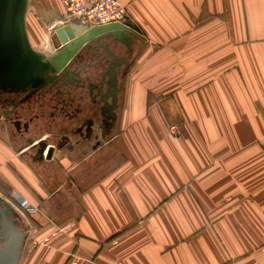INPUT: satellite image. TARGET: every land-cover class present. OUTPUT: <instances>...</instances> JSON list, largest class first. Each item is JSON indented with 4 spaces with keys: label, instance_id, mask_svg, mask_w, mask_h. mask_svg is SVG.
I'll use <instances>...</instances> for the list:
<instances>
[{
    "label": "crops",
    "instance_id": "crops-1",
    "mask_svg": "<svg viewBox=\"0 0 264 264\" xmlns=\"http://www.w3.org/2000/svg\"><path fill=\"white\" fill-rule=\"evenodd\" d=\"M120 2L138 37L111 139L82 158L89 144L70 140L37 164L0 124L20 264H264V0ZM62 12L29 1L35 51L33 21L55 29Z\"/></svg>",
    "mask_w": 264,
    "mask_h": 264
},
{
    "label": "flooded vegetation",
    "instance_id": "flooded-vegetation-1",
    "mask_svg": "<svg viewBox=\"0 0 264 264\" xmlns=\"http://www.w3.org/2000/svg\"><path fill=\"white\" fill-rule=\"evenodd\" d=\"M90 37H79L80 42L72 51L70 47L76 44L62 45L54 32V50L49 59L60 61L62 66L61 70L53 66V71L44 76L45 87L36 93L32 88L19 92L0 89V124L15 145L22 148L27 140L34 141L21 155L37 164L45 162L34 148L39 142L45 141L47 150L53 148L47 154H52L51 162L57 149L70 140L76 145L88 143L89 153L99 142L112 137L121 105V91L116 102L111 85L118 64L112 54H124V49L115 43L102 46L93 43V51L82 56L85 51L81 55L79 51L89 43ZM128 67L122 68L119 82ZM74 152L81 157L85 153L79 148Z\"/></svg>",
    "mask_w": 264,
    "mask_h": 264
},
{
    "label": "water",
    "instance_id": "water-1",
    "mask_svg": "<svg viewBox=\"0 0 264 264\" xmlns=\"http://www.w3.org/2000/svg\"><path fill=\"white\" fill-rule=\"evenodd\" d=\"M30 0H0V89L11 92L26 91L29 88L35 93L47 84L44 76L53 71V66L60 69V61L49 60L45 55L35 51L27 36L26 16ZM56 37L62 45H70L84 34L91 36L89 43L81 47L79 54H89L93 51L91 44L102 46L115 43L124 49V54H112L118 63L115 70L114 81L111 84L118 101L120 82L119 75L123 67L129 65L134 54V40L138 32L131 26L114 24L111 27L98 25L92 30L83 33L79 28L71 25L58 26L55 30ZM85 35V36H86ZM106 40L108 43H103ZM97 54L100 55L99 51ZM81 57V56H79ZM61 70V69H60ZM34 141H26L18 151L21 153ZM43 141L35 145L37 155L41 156L46 164L50 163L53 148H48ZM47 151V152H46ZM33 159V158H32ZM49 167V166H47ZM4 204L0 200V206ZM9 207H0V264H20L27 236L13 218Z\"/></svg>",
    "mask_w": 264,
    "mask_h": 264
},
{
    "label": "built area",
    "instance_id": "built-area-1",
    "mask_svg": "<svg viewBox=\"0 0 264 264\" xmlns=\"http://www.w3.org/2000/svg\"><path fill=\"white\" fill-rule=\"evenodd\" d=\"M60 4L63 11L59 22L61 26L71 25L86 33L98 25H126L127 11L120 0H60ZM11 197L24 214L30 215L38 211L29 200L16 194ZM261 250L264 255V239Z\"/></svg>",
    "mask_w": 264,
    "mask_h": 264
},
{
    "label": "rangeland",
    "instance_id": "rangeland-1",
    "mask_svg": "<svg viewBox=\"0 0 264 264\" xmlns=\"http://www.w3.org/2000/svg\"><path fill=\"white\" fill-rule=\"evenodd\" d=\"M40 12V11H39ZM46 14H44V12L42 11V16H43V18H45L46 16H45ZM59 15V14H58ZM42 18V17H41ZM62 19V18H61ZM60 19V20H61ZM46 20H48V22H44V24L41 22V20L39 19V18H36L33 22H37L36 24H38V25H40V27H42V31H43V35L45 36V39H43V42H41L40 44H35L34 46H35V49L37 50V52L38 53H41L42 55H45L46 57H50L51 55H52V52H53V45H52V39H51V37H52V32L53 31H55L56 30V28L58 27V26H61V24L59 23L60 22V20H58V24L56 25V28L54 29L51 25H53L52 24V22L50 21V19H46ZM42 31H41V34H42ZM78 42H79V40H77V41H74V43L77 45L78 44ZM74 43H72V44H74ZM76 45H72L70 48H71V50L73 51V49H75V47H76ZM60 57H61V55H60ZM45 79V78H44ZM87 147H89V146H87ZM84 152V151H83ZM90 153H91V151H89V153H88V149L85 151V153H84V156H87V155H85V154H88V155H90ZM83 154V153H82ZM77 157L78 158H82L81 157V155H77Z\"/></svg>",
    "mask_w": 264,
    "mask_h": 264
},
{
    "label": "bare ground",
    "instance_id": "bare-ground-1",
    "mask_svg": "<svg viewBox=\"0 0 264 264\" xmlns=\"http://www.w3.org/2000/svg\"><path fill=\"white\" fill-rule=\"evenodd\" d=\"M85 35H86V34H84V36H85ZM83 39H84V38H83ZM77 40H78V39H76L75 41H77ZM79 42H80V41H79ZM79 42H78V43H79ZM82 42H83V41H82ZM64 46H65V45H64ZM78 47H79V46H78ZM76 48H77V45H76L75 49H73V51L76 50ZM72 53H74V52H72ZM69 58H70V57H69Z\"/></svg>",
    "mask_w": 264,
    "mask_h": 264
}]
</instances>
